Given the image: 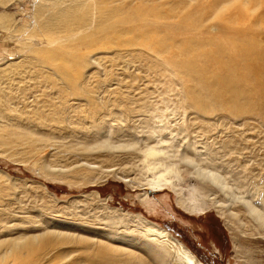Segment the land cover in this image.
<instances>
[{"label": "rangeland", "instance_id": "374dc122", "mask_svg": "<svg viewBox=\"0 0 264 264\" xmlns=\"http://www.w3.org/2000/svg\"><path fill=\"white\" fill-rule=\"evenodd\" d=\"M141 1L157 33H125L137 29L128 24L121 35L97 34L100 22L116 25ZM227 1L0 0V254L28 243L0 264H178L172 254L150 257L145 247L158 252V244L149 229L170 234L201 264H264V237L237 201L264 212V86L238 80L234 98L218 89L198 108L189 96L199 95V76L167 63L196 38L201 50L234 39L260 52L264 70V0H237L248 11H237L233 28L234 11L213 20ZM186 13L197 14L200 29L171 34ZM47 24L55 42L40 31ZM85 37L89 47L79 45ZM151 39H169L172 50ZM60 45L82 56L67 76ZM251 59L237 49L234 62ZM197 65L209 82L219 71L206 57ZM233 76L243 72L236 66ZM105 142L114 148H97ZM149 148L172 169L157 192L147 186ZM200 170L216 171L226 190L202 182ZM227 188L237 199L226 218L200 210L213 199L228 204Z\"/></svg>", "mask_w": 264, "mask_h": 264}, {"label": "bare ground", "instance_id": "6f19581e", "mask_svg": "<svg viewBox=\"0 0 264 264\" xmlns=\"http://www.w3.org/2000/svg\"><path fill=\"white\" fill-rule=\"evenodd\" d=\"M253 6L257 7V4H254ZM245 7H246L245 5L243 6V2H240L237 0H228L224 6L220 7L217 10V12L214 14L215 18L213 20L217 21V22H222L225 19V15L227 13H229L230 11H234L233 14L230 13L232 16L229 18V20L227 22L228 25L233 28V26H235L234 24H237V11H239L243 15L245 13V11H248ZM231 9H233V10H231ZM151 12H152L151 8L143 5L142 1H141L139 5L130 7L127 11V14L126 15L124 14V17L116 25L110 26L107 28V26H104L102 24V22H100V25H98V27H97V29H98L97 32H99L97 34L100 35L103 33V35H104V34L117 32L118 35H121V34H123V32H120L118 30V28L120 26H126L128 24L129 25L130 24L137 25V29L139 28V31L137 29H135L132 31H126L125 33L137 32V34H138V32H139V34H141L142 30L148 26L151 27V29L153 30V33H157L156 30L154 29V26H151V25H154L153 21H151L149 23L150 25L145 24L147 22L145 15H149ZM69 15H70V13H67L64 16H69ZM118 17H121V15L113 13V19H117ZM105 18L107 19L108 16L101 17L102 20H104ZM67 21L69 22V20H67ZM141 23L145 24V25L144 26L140 25ZM192 29H194V30H192ZM199 29H200V22L197 19V14H192V13H186V14L182 15L180 23L178 25H176L175 28L174 27L169 28L171 34L174 32L175 33H187L188 30H192V31L197 32ZM40 31L46 35L47 43L48 42L52 43V42H55V40L59 39L55 35V33L52 32L51 24H47L43 27L41 26ZM135 39L137 40L138 44L145 45L141 41L140 38H135ZM161 40L163 42H160V40L154 41V39H151L149 43L154 44L157 47V49H159V50L169 49V51H171L172 49L169 48L170 45L168 44L169 39H161ZM92 43H93V37H90L87 40H84V39L81 40L79 42V45L84 46V47L85 46L89 47ZM192 45H194V46H190V45L185 46L184 45V47H182V46L177 47L178 51L175 53L174 59L170 57L168 59L167 63L169 65V67L173 68L174 70L186 71V75L188 77L190 75H193V74L199 76L198 85L201 88L200 93L201 92H203V93L202 94L199 93V95L189 96V98H192L194 100L195 105L198 108L205 109V107H204L205 101H210L213 103L214 100L217 99L219 92H221L222 94L228 92V93L232 94L233 95L232 98H234L233 88L235 86V83L238 80L243 81V82L244 81L250 82L252 80H255L259 83V85H261V87L264 86L263 85V83H264V70L262 68V65H260L258 62V60H259L258 54L260 52H258L255 48H252L251 45H249L247 43L246 44L245 43H237V40H234V39H231V40L219 39L216 42L213 41V44L211 45L212 46L211 49L201 50L202 47H200V48L198 47L199 41L197 38L192 41ZM70 48H72V47H66V46L63 47V45L57 46V49L59 50L58 52L61 53V55L65 56L64 58L66 59L65 62L61 66H59V68H58V70L62 74V76L63 75L67 76L69 67L71 65L79 62L82 59V56L75 58L76 56H78L80 54L75 52V49H74V51H72ZM237 49L241 50L245 56L251 57L252 58L251 59L252 64H250V62L248 64L249 60H245V63L242 64L241 66H239L238 64H235L234 57L237 54ZM260 56H262V55H260ZM200 57L208 58L209 64L218 65L219 71L217 74H214L212 76L210 82L207 80V78L205 76L207 69L206 68L201 69L197 65V61ZM261 60H262V58H261ZM236 66H237V70L239 68L243 72V76L240 78L237 77L235 79L233 74H234ZM183 79H185V78H183ZM73 81H74V78H73V80L71 79V82H73ZM218 89H219V92H217ZM222 96L223 95L219 96V98H221ZM97 145H98L97 148L101 149V148L106 147L105 146L106 142L103 144L101 143V144H97ZM106 148L113 149L114 147H112L111 145L108 144ZM117 148H119V147H117ZM89 149H91V148H89V146L88 147L87 146L82 147V150H84V151L89 150ZM143 152H145V155H143V159L147 158L153 162V164L150 163L149 170L152 172H155V173H159L158 176H154L155 175V173H154L152 175L153 176L152 179L147 182V186L149 187V189L152 190L153 192H157L163 186L165 187V185L169 183L165 179L164 176L167 175L166 173H170L172 169L170 166L164 165L161 163L160 160H157L158 157L162 154V152L160 150H158L157 148H149V149H146V151L144 150ZM149 160L147 163H149ZM155 161H159V162H155ZM147 163L145 166H147ZM210 168L213 169V167H210ZM161 171L164 172V174H162ZM215 172L211 173V172H207V171L202 170L200 175H199L201 178V181L208 183L215 190L219 189V191H225L226 186L223 185V183L221 182L222 180L220 179L219 176L216 175ZM199 176H197V177H199ZM205 180H207V181H205ZM206 183H204V184L206 185ZM169 185H170V183H169ZM209 185H208V187H209ZM171 187H172L171 189H174L173 186H171ZM204 187H206V186H204ZM227 192L230 193L229 188H227ZM212 194L214 195L213 192H212ZM226 195H228V194H226ZM233 197H234V200H235V198L237 199V196H235L232 193H230L228 195V198H229L228 204L229 205L226 204V202H224L223 200L213 199V200H211L210 203H208L209 207L207 206V208L204 207L205 209L204 208L202 209L201 207H203V206H201L200 210H202L204 212H210L211 210H214V211L218 212V214L220 216L226 218L227 215H225V212L223 210L225 208L233 205L231 203ZM240 197L237 199V201H239V203H241V205H242L243 209H245L247 215L254 222V224H255L254 227L257 229V234L264 237V212H261V210L258 209L250 201H246V200L244 201L245 198L241 199ZM235 202L233 201L234 204H235ZM228 210H226V212ZM191 212L192 211L190 210V213ZM198 212H200L199 208H198ZM235 216H237V215H235ZM146 236L149 237L150 241L156 242L158 244V252H155L153 250L150 251L151 249L145 247V250L149 253L151 258L156 259V260H161V258H163L162 254H161V252H162L163 254H172L175 257V263H178V264H201L188 251V249H186L183 246L182 243H180L178 240L171 237L170 234L165 233L164 231H158V230L152 231L149 229L146 232ZM255 237H256V235H255ZM35 239H36V237H32V240H35ZM19 243H22V245L28 244L27 242L24 243V242H20V241H18V242L13 241L12 244H10L8 247H6L5 250H3L1 252L0 258H3L5 256H7L8 254L14 253L17 250H19Z\"/></svg>", "mask_w": 264, "mask_h": 264}]
</instances>
